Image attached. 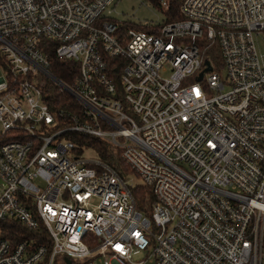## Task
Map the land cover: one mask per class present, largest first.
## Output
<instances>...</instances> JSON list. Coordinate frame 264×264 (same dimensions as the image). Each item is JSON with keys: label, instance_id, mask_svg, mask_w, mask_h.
<instances>
[{"label": "built area", "instance_id": "obj_1", "mask_svg": "<svg viewBox=\"0 0 264 264\" xmlns=\"http://www.w3.org/2000/svg\"><path fill=\"white\" fill-rule=\"evenodd\" d=\"M120 1L0 0V264H264V0H159L161 24L117 20ZM50 55L77 64L70 86ZM48 82L83 108L66 128ZM69 133L121 149L131 174ZM9 222L36 237L3 238Z\"/></svg>", "mask_w": 264, "mask_h": 264}, {"label": "trees", "instance_id": "obj_2", "mask_svg": "<svg viewBox=\"0 0 264 264\" xmlns=\"http://www.w3.org/2000/svg\"><path fill=\"white\" fill-rule=\"evenodd\" d=\"M151 1L154 2V6L159 3V0ZM171 8L172 9L169 10V20L167 22H172L178 19V14L175 10L176 6L172 4ZM48 60L50 63V67L48 69L49 73L59 81L70 86L74 78L78 76L77 64L75 62L58 59L53 55H50ZM108 62L110 64L111 76L115 79L116 86L121 91L119 78L123 63L119 59H109ZM42 93L43 100L48 105L56 122V126L52 128V130L70 126L73 123L74 118L82 114V106L69 94L60 90L53 83L48 82L45 84L42 87ZM66 137L75 144L76 152L78 154L85 148H91L97 154L98 159L110 166L119 176L123 177L131 174V170L121 159V149L95 137L83 134L69 133ZM132 195L137 210L145 215H148L152 203L150 190L141 185H137L132 188ZM3 228L5 229L2 234L3 238L19 241L27 237H36L34 232L28 231L15 222L6 223L3 225ZM36 244H40V242L37 241Z\"/></svg>", "mask_w": 264, "mask_h": 264}, {"label": "rangeland", "instance_id": "obj_3", "mask_svg": "<svg viewBox=\"0 0 264 264\" xmlns=\"http://www.w3.org/2000/svg\"><path fill=\"white\" fill-rule=\"evenodd\" d=\"M114 18L119 21H130L132 23H149L161 24L164 20V15L155 6L147 3L145 0H121L117 4L113 5ZM255 44L259 55H264V32L255 35ZM223 75V71L220 73ZM38 82L41 81L40 77H37ZM70 158H75L73 155H69ZM84 158L91 160H98V156L94 150L85 151ZM136 183L139 181L135 179ZM3 182L0 180V190Z\"/></svg>", "mask_w": 264, "mask_h": 264}, {"label": "water", "instance_id": "obj_4", "mask_svg": "<svg viewBox=\"0 0 264 264\" xmlns=\"http://www.w3.org/2000/svg\"><path fill=\"white\" fill-rule=\"evenodd\" d=\"M206 65L208 66V63H207V62H206ZM206 71H210V68L208 67V68L206 69ZM201 78H202V73L199 75V77H198V81H200Z\"/></svg>", "mask_w": 264, "mask_h": 264}]
</instances>
